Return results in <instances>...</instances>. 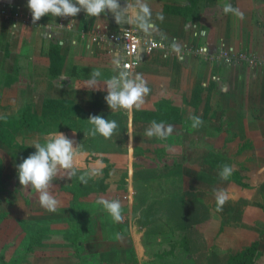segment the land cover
<instances>
[{
  "label": "crops",
  "instance_id": "0c3cea01",
  "mask_svg": "<svg viewBox=\"0 0 264 264\" xmlns=\"http://www.w3.org/2000/svg\"><path fill=\"white\" fill-rule=\"evenodd\" d=\"M14 2L15 0H0V8L9 7L23 14H30L29 10L16 7ZM120 2L124 4L125 0ZM129 2L137 8L140 5V0ZM143 2L150 9L149 22L152 28L145 32L131 20L123 28H136L142 36L152 37L164 45L166 51L156 50L148 54L140 51V63L131 73L141 74L150 91L139 109L155 112L157 107L163 111L171 108L170 116L163 122L165 128L178 117L183 127L186 114L189 120L193 116L200 117L208 135L199 138L192 135L194 128L191 120L187 132L193 142L213 137L212 129L220 121L221 114L236 113L241 123L238 125L240 134L236 139H244L241 140L242 143L237 142L233 136L236 146L247 147L246 149L253 145L264 147V66L253 67L242 63L226 65L195 54L179 55L185 48H206L210 54L232 49L234 53L264 56V0ZM225 4H231L242 13L243 19L232 12L224 13L222 8ZM40 21L42 26L30 27L0 19V110L22 114L28 109L26 113L31 112L33 115L34 130L30 133L44 135L39 136L40 142H44L54 132H62L75 141L74 145H81L80 155L74 161L80 164L78 168L84 170L77 171L84 174L87 173L86 169L96 168L102 172L109 167L110 177L111 171L117 167L114 163L119 155L118 136L124 133L127 136L124 159L125 166L129 168L133 156L132 134L140 125L139 121H133V111L139 109L133 107L130 110H110L104 101L106 93L103 90V80L118 71L114 61L120 59V54H112L109 47L99 45L89 37L80 36L81 32L96 27L108 31H120L123 28L114 22L110 13L87 17L81 12L75 17H55L49 23L45 16ZM93 70H99L102 74L98 89H91L85 83ZM193 94L195 99L198 96L209 98L207 108L211 119L199 115L197 111L194 113L192 102V107L186 105V99L190 95L192 98ZM90 114L116 120L117 129L123 127V130L116 129L107 139L90 136L88 130L91 126L87 122ZM206 120H213L215 126L212 128ZM173 135V138L178 137V134ZM135 148L136 144L134 150ZM240 154L246 162L259 163L257 173L264 177V153L243 156L245 153L242 150ZM197 159H188V164L179 166L183 167V174L186 167L192 169L187 182L194 184L191 186L194 195L190 196V192L184 189L187 196L181 202L201 201L209 210V219L191 228H184L179 218L168 220L174 222L178 231L184 232L186 243H174L171 236H164L163 227L157 233L134 227V187H129L128 195L123 196L130 201V207L126 206L124 209H128L129 215L125 214L123 217L127 219L120 222L112 221L104 211L102 217H97L90 226L87 217L77 219L73 212L76 208L73 209L72 203L65 202V199L58 201L62 205L57 208L64 214L68 212L69 215L72 209L70 215L78 224H73V229L67 226L65 218L49 219L43 214L46 209L42 210L43 216L33 214V211H38L32 207L39 203L38 193L31 188H24L18 192L17 199H13L15 206L9 208L16 212L14 216L18 219L17 226L21 227L23 240L33 237L34 241L41 242L45 238L54 241L63 238L62 241L69 239L71 243L76 240L78 243L75 242L77 248L71 249L34 248L17 251L16 257H22L24 261L20 262L23 264H210L211 255H217L210 246V239L216 238L214 226L217 221L213 205L214 190L219 178L212 170L203 169L204 165H200ZM195 160L197 163H192ZM59 172L64 173L65 177L66 171ZM200 172L214 177V182L207 186L196 181ZM63 184L65 185L62 186H67L66 183ZM260 184L254 192L264 195V179ZM60 187L59 185L57 192ZM242 187L254 190V185L250 182L247 185L242 183ZM23 197L29 203L26 204ZM181 202L179 207H173L172 210L180 208ZM145 206H149L148 202ZM154 223L157 220L150 219L149 225ZM164 238L169 241L167 246L161 243ZM263 247L260 242L258 250L264 253Z\"/></svg>",
  "mask_w": 264,
  "mask_h": 264
},
{
  "label": "rangeland",
  "instance_id": "374dc122",
  "mask_svg": "<svg viewBox=\"0 0 264 264\" xmlns=\"http://www.w3.org/2000/svg\"><path fill=\"white\" fill-rule=\"evenodd\" d=\"M191 102L194 107L191 106ZM208 103V97L205 98L203 96H198L195 99L194 94L192 95V98L190 95V98L188 97L186 99V105L188 104L194 108V113L197 111L199 115H203L205 118L211 119V114H209L207 108ZM140 111L150 112L152 115L154 112L153 110L148 111L145 109H139L136 112ZM155 113L160 114V116H158L159 120L162 119V113H167L166 116L168 118L171 114V108H169V111H163L161 108L158 109L157 107ZM197 113L195 115H197ZM22 114H18L16 111L10 112L8 110H0V117L8 116L10 118H19ZM220 116V121L217 122L216 127H214L215 124L213 120H206L210 122L212 128L214 127L212 129L214 136L198 142H193L191 140L190 133L187 132V129L190 126L189 124L191 123L187 114L184 116L183 121L185 123H183V127L181 124L180 126H175L174 128L176 131L174 132V130H172L170 134H167L163 138L156 136L151 138L147 137L145 135V130L151 123L139 121V127L137 126L132 134L133 156L129 168L125 166L126 161L124 159L127 136L122 133L118 136L119 155L117 161L114 163L117 167L111 171L110 177L106 179L105 188L102 189L100 187L88 186V180L86 184L81 183L78 179L80 175L87 174L88 178L93 177L96 181H100L103 178V174L101 170L96 168L86 169V174L81 173L80 171L84 170L78 168L80 164L74 161L76 175L69 177L66 172L64 177V173L62 174V172H58L51 182L49 191L58 198L59 202L65 199V202H68L69 204L72 203L73 209L76 208L73 212L74 215L76 214L75 216L77 219H81L85 216V218L87 217L90 220L88 224L91 226L92 222L94 220L96 221L97 217L101 218L104 212L102 206L96 203V201L101 197L111 200L116 199L118 196L116 200L123 203L121 204L123 217L125 214H128V209L127 211L124 209L126 206L127 208L130 207V201L128 199H122V197L124 195H128L127 193L129 187H132L133 189L134 185L138 183L140 184V193H143L146 201L148 202L149 214L151 218L157 220L156 224L159 225L160 229H162V227L164 228V236H168V238L171 236L176 244L182 241L186 243L184 232L178 231L174 222L168 220L175 217L176 209H172L173 207H179L178 204L185 196H187L186 191L190 192V196L194 195L191 190V186H194V184L192 182L189 184V181L187 182L188 176L190 177L192 175V169H190V167H186L184 169L186 172L183 174V167L173 166L169 171H165L159 164L157 165L156 157L151 151H153L154 148L167 145L169 148L168 156L166 157L167 165H171L173 161L182 162L188 161V159L191 161L197 158L206 159L213 163L212 165H204L202 168L212 170L217 174L219 180L214 191L223 190L227 195V200L222 206V210H216V200L213 205L214 215L217 221L214 226L216 238L210 239V246L213 250H215L219 259H222L221 261L224 262L230 255L241 252L245 248L251 246L254 242L258 247L260 246V242L262 246H264V195L254 192L257 186L261 185L260 182L263 181L264 177L257 173L259 163L255 161L246 162L241 158L242 155L237 153L241 147L236 146L235 141L241 143L244 141V139H241L242 141L239 138L236 139L238 134H240V127L238 126L240 122L239 116L236 113H223ZM181 128H184V132L179 133ZM177 131L178 137L173 138V133L177 136ZM0 135L3 136L2 134ZM1 136L0 213H5V218L2 222L0 221V253L4 255L5 264H23L20 261H24V259L20 256L16 257L17 251H24L26 249L32 250L34 248H44L47 250L57 248H77L75 243L77 240L74 243H71L69 239L62 241L63 238L55 241L45 238V240L42 239L41 242L34 241L33 237H26L25 240H23V235L20 234L21 227L17 226L18 219L14 216L16 212L9 209L10 206H15L16 203L13 202V199H17L19 189H24L18 182L16 166L12 160L13 151L20 154L18 147L23 141V138L16 137L12 140L10 145H6L2 142ZM39 136L42 137L44 135L28 133L27 138L25 139L26 144L29 145V147H32L34 141L40 142ZM98 136L99 135L95 137ZM233 136H235L236 140ZM134 144H136L137 149H139L136 152L134 150ZM246 148L247 147L243 148V152L245 153L243 156L264 153V147L261 146L253 145L248 149ZM80 150H82V146L78 145L76 156L80 155ZM114 151L116 153V147ZM239 154L241 156H238ZM225 164L231 166V175L237 173L239 178H228L227 180H222L219 176V172L221 170V166ZM78 169L80 171H77ZM158 174H160L159 179H157ZM124 179L126 185L123 184ZM74 182L78 188L73 190V192L66 191L68 194L66 192H57L59 185L62 186L65 185L63 183H66L67 186H69ZM248 182L254 185V190L242 187V183L247 185ZM119 188L125 191L122 192L118 190ZM184 189L186 190L185 193ZM136 203L134 204L133 202L132 204V219H134V216L139 215L138 209L140 206H138V200H136ZM61 205L62 204H59L58 207ZM32 207L33 210H38L33 211V214L39 213L40 215L38 216H43L41 213L44 208L41 207L39 203H35ZM71 213L72 209L68 215V212L64 214L63 211H60L57 208L54 212L45 210L43 214L48 216L49 219L54 217L57 218V220L61 218V220H63V218H65V220H67V226L73 229V224H75V226L78 224L72 220V215H70ZM163 241L164 242H161L162 245L167 246L166 244H168L169 241L165 240V238ZM255 261L256 264H264V257L257 256Z\"/></svg>",
  "mask_w": 264,
  "mask_h": 264
},
{
  "label": "clouds",
  "instance_id": "9594fccd",
  "mask_svg": "<svg viewBox=\"0 0 264 264\" xmlns=\"http://www.w3.org/2000/svg\"><path fill=\"white\" fill-rule=\"evenodd\" d=\"M26 6L33 23L45 16L66 18L75 17L83 12L87 17H99L102 14L110 13L114 22L121 28L129 20L145 32L152 28V24L149 22L150 9L143 0H140L138 8L131 5L129 0H125L124 4H121L120 0H27ZM129 10H131L130 15H128ZM222 11L224 13L232 12L243 19V14L234 9L231 4H225ZM114 64L118 69L116 74L103 80V90L106 93L104 101L107 107L113 111L130 110L133 107L139 109L150 89L141 74L133 75L124 70L119 59H116ZM101 76L99 70H93L85 83L91 89H98ZM190 119L193 128L203 123L198 116H193ZM87 122L91 126L88 135L93 137L99 135L105 139L110 138L118 127L116 120L105 119L100 115L90 114ZM171 132V125L165 128L163 122L158 123L153 120L145 130V135L149 138L154 136L163 138ZM74 144L75 141L64 133L54 132L43 143L34 141L32 146L35 149L34 153L16 165L19 184L25 189L31 188L38 193L40 206L49 212H54L59 204L55 196L49 191L53 178L61 170L66 171L69 177L76 175L74 159L77 155V145L74 146ZM231 174L230 165L221 166L219 176L222 180H227ZM78 179L81 183L86 184L88 175H80ZM214 196L217 204L216 210L220 211L227 200V195L223 190H219L214 192ZM96 203L102 206L112 221H122V206L119 200L101 197Z\"/></svg>",
  "mask_w": 264,
  "mask_h": 264
},
{
  "label": "trees",
  "instance_id": "16d2710c",
  "mask_svg": "<svg viewBox=\"0 0 264 264\" xmlns=\"http://www.w3.org/2000/svg\"><path fill=\"white\" fill-rule=\"evenodd\" d=\"M27 0H15L14 4L16 7L24 10V11H28L27 6H26ZM55 17L52 16H46V21L49 23L52 21V19H54ZM28 109H26L24 111V113L19 117V118H10L8 116H2L4 118H0V134H2L3 136H1L2 138V142L6 145H10V143L12 142L13 139H15L16 137H22L23 141L20 143L19 145V150H20V154H18L17 152L13 151L12 153V160L15 163L14 165H18L19 163L22 162V160L24 158H26L28 155L34 153L35 149L33 147H29V145L26 144V138H27V134L32 132L34 130L33 128V115L31 112H27ZM153 112H145V111H140V112H136L135 110L133 111V121L137 122H149L151 123L153 120H155L156 122L158 121H162L165 122V120H167V113H162V119L159 120L158 116H160V114ZM140 116V117H139ZM140 119V120H139ZM181 123V119L180 117H178L177 119L173 120V122H170L169 125L172 126V130H174V132L176 131V129L174 128L175 126H179ZM239 125H241V123L239 122ZM117 130L122 131L123 127H119ZM184 132L183 129L179 130V133ZM178 134V131H177ZM191 134L194 136H197L198 138L201 136H207L208 135V131L203 127V123L194 128L191 131ZM163 145V144H162ZM243 148L245 147H241L237 153H241ZM139 149H137V147L135 148V151H138ZM169 148L167 145H163L157 148H154L153 151H151L152 153H154L155 157H156V164L160 165L163 170L165 171H169L173 166H181L182 164H188L187 161L184 162H180V161H173L171 163V165H167V159L166 157L168 156V151ZM198 160V159H197ZM197 160L193 161L192 163H197ZM200 165H212L213 163L209 162L206 159H202L200 158L199 161ZM108 170H110V168H105L102 173H103V178L100 181H96L93 177H89L88 180V186H92V187H100V188H105V184H106V179L109 177L108 174ZM157 179L160 178V174L157 175ZM229 178L232 179H237L239 178L236 174L230 175ZM196 181L201 182V184L203 185H207L209 186V184L214 182V177L200 172L198 173V175L195 178ZM78 183V182H77ZM123 184L126 185L125 179L123 180ZM140 184L136 183L134 185V191H135V195L134 198L136 200H138L139 204L138 206H140V210L138 211L139 215L134 216L133 219V225L136 229H139L140 227L142 228H146L148 229L150 232H155L157 233V230H160V227L154 223L152 226L149 225V221L150 219L152 220L153 218H151L150 214H149V208L146 207V199L145 196L143 195V193H140L139 190ZM78 187H76L75 182L72 183L69 186H61L59 189V192L62 191L63 192H73V190L77 189ZM87 189V187H86ZM22 189H19V191ZM33 190V189H32ZM122 192H124L125 190L123 189H118ZM34 191V190H33ZM66 192V193H67ZM68 194V193H67ZM25 203H29V200L26 197H23ZM5 218V213H0V221L2 222V220ZM175 218H179L182 221V224L184 225V228H191L194 225L197 224H201L204 221H207L209 219V210L206 206H204V204L199 201V200H192V201H187V202H181V206L180 208H178L176 210L175 213ZM257 256L260 257H264V253L260 252L258 250V246L257 244L254 242L251 246L245 248L244 250H242L241 252H238L236 254L230 255L224 262H222L219 257L217 255L212 254L209 262L210 264H256L255 258ZM0 264H5V258L4 255L2 253H0Z\"/></svg>",
  "mask_w": 264,
  "mask_h": 264
},
{
  "label": "built area",
  "instance_id": "2783aa9c",
  "mask_svg": "<svg viewBox=\"0 0 264 264\" xmlns=\"http://www.w3.org/2000/svg\"><path fill=\"white\" fill-rule=\"evenodd\" d=\"M0 19L9 20L14 24H22L24 26L39 27L41 21L33 23L31 14H23L17 9L9 7L0 8ZM81 38L89 37L92 41L99 45H105L110 48V52H118L120 54L121 66L129 72L134 71L139 63L140 51L148 54L156 50H164L166 48L160 42L152 37L142 36L134 27H126L120 31H108L99 27L81 32ZM166 53H164L165 55ZM195 54L203 56L211 60L221 61L226 65L247 64L253 67L264 66V56L258 57L252 54L232 52V49L222 50L218 54H210L206 48L189 49L185 48L179 52V55ZM126 199V197H123Z\"/></svg>",
  "mask_w": 264,
  "mask_h": 264
}]
</instances>
